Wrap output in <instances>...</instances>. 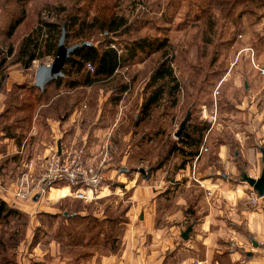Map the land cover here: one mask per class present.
<instances>
[{
    "label": "rangeland",
    "instance_id": "obj_1",
    "mask_svg": "<svg viewBox=\"0 0 264 264\" xmlns=\"http://www.w3.org/2000/svg\"><path fill=\"white\" fill-rule=\"evenodd\" d=\"M66 18L78 19L86 25L94 19L99 25L122 19L125 27L117 35L108 36L93 29L89 31L88 42L101 47L113 40L124 55L138 43L145 49L137 51L111 80L76 88L52 84L40 92L33 85L35 72L40 64L50 65L54 56L29 64L21 61L18 50L23 38L41 23L62 28ZM18 20L19 25L9 33ZM76 41L80 39H70L67 45ZM165 57L180 90L173 104L167 96L173 84L164 81L162 84L167 88L163 101L143 120L141 105L154 90L150 78ZM0 66L5 79L15 86L10 91L4 90L0 130L12 132L21 127L28 132L34 120L41 130L47 131L49 123L61 129L64 122L72 119L64 129L77 136L69 149L82 145L80 136L100 133L98 144L91 142L85 147V156L90 162V157L94 160V166H112L104 168V174L115 171L96 201L75 200L66 187H54L66 189L65 197L58 195L50 200L46 191L34 202L37 205L34 214L23 213V218L10 219L8 225L0 224L1 244L9 243L11 233L20 242L4 254L15 263L20 245L25 247L27 242L41 245L59 242L58 252H65L66 261L91 251L85 248L86 243H82L83 248L69 247L81 242L91 244L98 239L109 243L110 250L117 249L128 222L124 200L129 194L119 189L126 186L130 190L134 179L141 183L146 176L155 182L164 181L167 202L163 213L179 212L185 218L183 226L184 223L190 226L200 217L196 211L201 209L204 197L201 180L209 174L220 179L225 173L230 175L231 183L237 184L241 172L252 178L254 174L248 171L251 168L247 170L241 157L232 158L233 151L240 155V150L245 152L251 146L264 148V143L259 144L256 139L264 124V0H0ZM214 71L216 75L212 74ZM68 80L82 81L75 75ZM57 103L59 109L55 107ZM188 109L190 131L193 127L198 131L208 127L194 158L188 155L193 148L185 147L186 155L178 152L174 138ZM74 110L77 112L72 116ZM26 117L28 122L23 121ZM222 147L229 154V159L222 163L224 166L219 164ZM30 159L26 147L19 154L10 151L2 158L0 187H13L17 180L29 177L28 189H34L41 168L35 167L29 173ZM49 210L54 215L47 213ZM76 213L78 217L72 219ZM229 250H222V255ZM219 257L217 254L215 259Z\"/></svg>",
    "mask_w": 264,
    "mask_h": 264
},
{
    "label": "crops",
    "instance_id": "obj_2",
    "mask_svg": "<svg viewBox=\"0 0 264 264\" xmlns=\"http://www.w3.org/2000/svg\"><path fill=\"white\" fill-rule=\"evenodd\" d=\"M4 75L5 72L1 68V116H3L4 108V90L10 91L15 87H13L14 82L5 79ZM56 105L55 107L59 109L60 104ZM76 112L77 110H74L72 116ZM1 116L0 118H2ZM23 121L28 122V118L26 117ZM34 121L28 132L21 127H17L12 132L3 128L0 130V161L10 151L13 154H19L26 147L31 155L28 162L29 173H31L35 167H39V170L42 169L44 160L51 150L60 148L64 152L69 150L70 142L76 141L75 133L71 134L64 130L72 123V119L63 123V130L57 128L53 123H49L47 131L41 130L38 126L39 122ZM100 137V133L93 134V136L86 133L80 136V144L87 147L89 143L93 142L92 144L96 145L100 141ZM22 138H24L23 141ZM256 139L259 144L264 143V124L260 128V132L256 133ZM260 148L263 147H258V149L252 146L248 147L245 152L240 150V155L236 150L233 151L232 158L241 157L242 163L247 165V170L251 168L248 171L254 174L252 178H258L262 170ZM92 151L94 150L91 149ZM228 157L227 148L222 147L219 164L224 166V161L229 159ZM89 160L94 161L91 157ZM229 166L230 163L226 161V168ZM110 167L106 165L101 168L106 182L112 181L115 175L114 170L104 174L103 169ZM229 176L222 173L220 179H215L209 174L201 180L204 197L201 209L196 211L200 217L197 222L190 225L192 231L187 241L180 238L181 232L188 227L186 223L183 226L185 218L181 213H163L162 211L164 203L167 202L166 195H164V181L155 182L152 178H145L141 183H137V180L134 179L130 190L126 186L119 189H124L127 193L129 191V194L124 200L127 205L125 215L128 222L117 249L113 247L114 250H110L112 246L110 247L109 243H101L98 239L91 244L81 242V245L69 247L72 249L83 248L82 243H86L85 248H91V251L77 254L73 260H69L72 262H69L64 259L65 252H58L61 244L59 242L50 241L45 245H41L39 242H27L25 247L24 244L20 245L16 264H264V198L259 199L253 205L250 201L251 188L242 183L241 179L236 182L237 184L231 183ZM1 183L0 180V185ZM105 185L103 190L109 186L107 183ZM65 192H67L66 189L52 188L47 192V198L53 200L55 197H60L58 195L63 198ZM125 193H121V195ZM100 197H102L101 194ZM26 206L21 212L28 216L37 210L35 204ZM47 213L54 215L55 212L49 210ZM73 215L72 219L76 217L77 213ZM65 218L69 220L66 215ZM101 248L106 251L100 252ZM227 248L230 250L222 255L224 249ZM217 254L220 255L219 260L215 259Z\"/></svg>",
    "mask_w": 264,
    "mask_h": 264
},
{
    "label": "trees",
    "instance_id": "obj_3",
    "mask_svg": "<svg viewBox=\"0 0 264 264\" xmlns=\"http://www.w3.org/2000/svg\"><path fill=\"white\" fill-rule=\"evenodd\" d=\"M64 22L65 45L67 47L80 44L82 42L89 43L88 38L91 34L89 31L93 29L100 31L99 33L103 32L110 36L117 35V33L125 27V23L122 19H111L108 22H102L100 25L96 19L87 25L85 22L79 21L78 19H71L70 21V19L66 18ZM19 23L20 20L16 21L10 28L9 33H12L14 27L19 25ZM61 31V25L58 26L51 23H41L35 30L23 38L21 46L18 50V55L21 61L24 60L26 63L30 64L33 61L40 60L45 56H55ZM75 31L76 33H74ZM70 39H80V41H76L75 44L67 45ZM144 49L145 46L138 43L133 45L132 48H128L126 50L127 54L124 55L123 51L119 52L120 50L114 46L113 40L106 42L101 47L90 43V45L82 46L71 54L63 69L64 76L56 79L50 84H54L56 86L66 85L68 88H76L79 85L92 86L93 84L103 80H111L119 68L124 67L128 61H131L135 57L137 51H142ZM87 65L92 67V74H90V71L87 69ZM70 75H75L76 77L81 78L82 81H69L68 78ZM150 79L151 86H149L153 87L154 90L153 92H150L145 102L141 105V115L143 120L149 117L150 113L157 105H160L162 97L165 93V88H167L165 84H162L164 81H171L173 84L170 92H167V94H169L167 95L168 99L172 101L173 104L175 103V94L180 90L179 83L174 77L170 62L166 59V57L158 64V67L155 69ZM190 127L192 126H190L188 122L182 137L177 140V144L179 146H177L176 150L181 152L183 155H186L185 147L193 148V151L189 152L188 155L191 158H194L197 156L198 146L202 134L208 127L203 126L199 129V131L194 127L190 131ZM19 217L23 218L24 214L19 210L10 207L0 199V224L8 225L10 219H17ZM9 235L8 244H5L6 242L3 241V244L0 242V264H16L11 258H7V256L10 257L9 255H4L7 249L12 250L18 246L17 242H19V240L17 241L16 238L14 239V233Z\"/></svg>",
    "mask_w": 264,
    "mask_h": 264
},
{
    "label": "built area",
    "instance_id": "obj_4",
    "mask_svg": "<svg viewBox=\"0 0 264 264\" xmlns=\"http://www.w3.org/2000/svg\"><path fill=\"white\" fill-rule=\"evenodd\" d=\"M92 71V67L87 65ZM85 147L79 146L66 151L51 150L45 159L44 166L34 182L37 192L28 189V178L23 177L16 181L13 187H0V199L10 207L23 210L27 204L42 197L46 191L54 187H66L75 200L90 203L100 199V194L106 187V179L102 174L100 166L90 163L84 152ZM259 198L253 191L250 201L253 205ZM205 264V263H197Z\"/></svg>",
    "mask_w": 264,
    "mask_h": 264
},
{
    "label": "water",
    "instance_id": "obj_5",
    "mask_svg": "<svg viewBox=\"0 0 264 264\" xmlns=\"http://www.w3.org/2000/svg\"><path fill=\"white\" fill-rule=\"evenodd\" d=\"M90 45V43L82 42L80 44H75L73 46L67 47L65 45V27H62L61 35L59 37L57 43V49L54 56V59L50 65H43L40 64L35 72L34 76V87L43 91L44 88L55 81L58 78H62L63 69L66 65L68 58L71 54L74 53L75 50L82 46ZM191 116V112L188 109L186 114L178 126L177 131L174 134V138L177 140L180 139L185 131V128L189 122ZM60 151V148L59 150ZM259 152L261 154V163H262V170L260 176L258 178H251L246 175L244 172L241 173V182L245 183L251 188V190L259 197L264 198V148H260ZM122 171H126L123 169ZM140 173L144 176L146 175L143 170H140ZM148 178V176H146ZM192 231V226H188L186 230L181 232L180 238L184 241H187L189 238V234Z\"/></svg>",
    "mask_w": 264,
    "mask_h": 264
},
{
    "label": "flooded vegetation",
    "instance_id": "obj_6",
    "mask_svg": "<svg viewBox=\"0 0 264 264\" xmlns=\"http://www.w3.org/2000/svg\"><path fill=\"white\" fill-rule=\"evenodd\" d=\"M212 74H213V75H216V72L214 71V72H212ZM164 95H165V94H164ZM164 95H163V96H164ZM162 101H163V100H162ZM190 112H191V111H190ZM190 117H191V116H190ZM178 140H179V139H178Z\"/></svg>",
    "mask_w": 264,
    "mask_h": 264
}]
</instances>
